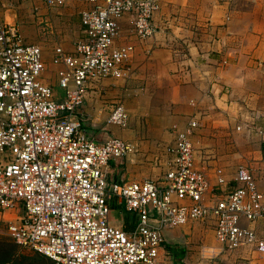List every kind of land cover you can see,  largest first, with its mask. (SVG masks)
Here are the masks:
<instances>
[{
  "label": "built area",
  "instance_id": "2783aa9c",
  "mask_svg": "<svg viewBox=\"0 0 264 264\" xmlns=\"http://www.w3.org/2000/svg\"><path fill=\"white\" fill-rule=\"evenodd\" d=\"M40 1L89 7L81 12L73 51L54 49L62 93L42 80V48L28 43L17 23L0 20V153L7 159L0 164V221L10 238L55 264H161L166 229L212 220L219 252L250 248L264 254V237L256 228L264 220V192L245 165L236 171L234 188L218 193L210 186L196 164L193 137L201 127L196 116L175 131L167 170L144 181L109 180V161L126 157L133 146L116 136L94 140L78 118L89 85L125 77L136 42L157 31L158 0ZM125 15L132 18L134 40L120 45L118 20ZM107 122L128 126L122 103ZM227 183L219 173L217 185ZM114 198L137 215L132 232L111 224ZM206 252L215 257V248L202 244L201 256Z\"/></svg>",
  "mask_w": 264,
  "mask_h": 264
},
{
  "label": "crops",
  "instance_id": "0c3cea01",
  "mask_svg": "<svg viewBox=\"0 0 264 264\" xmlns=\"http://www.w3.org/2000/svg\"><path fill=\"white\" fill-rule=\"evenodd\" d=\"M158 2L153 18L157 31L147 40L136 42L126 76L92 82L79 109L78 118L94 140L102 142L116 136L133 146L126 157L109 161L108 179L144 181L161 177L168 168L167 148L173 143L175 131L196 116L201 123L196 131L203 133V168L196 164L206 173L210 186L220 193L236 185V172L224 176L227 184L217 185L214 167L218 160L207 155L213 140L224 139L233 131L255 140V159H247L259 190L264 192V0ZM21 4L26 6L23 15ZM88 7L81 2L49 7L40 0H0V20L19 25L20 14L28 22L23 26L25 35L20 30L28 43L42 48L46 63L42 80L58 93H62L57 81L61 65L53 61L54 49L73 51L81 35V12ZM118 24L121 32L116 42L123 45L133 41L132 18L125 15ZM50 43L58 45L46 52L43 47ZM51 71L54 83L49 80ZM119 102L129 115L126 128L107 122ZM238 125L242 130H236ZM239 150H245L247 156L252 154V146ZM6 160L0 153V164ZM20 210L15 212L20 214ZM109 220L128 232L137 225V215L116 198L111 202ZM196 225H202L203 232ZM256 228L264 237V220ZM182 230L194 238L203 235V242L195 246L197 259L203 264H217L219 258L232 253L238 257V264H264V254L250 248L219 252L212 220L166 229L162 257L171 254L173 260L186 261L180 251L167 246V236ZM202 244L215 248V257L207 252L202 257ZM173 260L167 264H175Z\"/></svg>",
  "mask_w": 264,
  "mask_h": 264
},
{
  "label": "rangeland",
  "instance_id": "374dc122",
  "mask_svg": "<svg viewBox=\"0 0 264 264\" xmlns=\"http://www.w3.org/2000/svg\"><path fill=\"white\" fill-rule=\"evenodd\" d=\"M26 9V6L24 4L20 5L19 11H21V14L23 15L22 11ZM20 28L23 32V26L25 23H28L27 21H24L20 14H18L17 18ZM38 26H40V23H38ZM40 28V27H39ZM24 34V32H23ZM25 35V34H24ZM30 39V36H28ZM58 44L50 43L47 45V47H43L44 50H51ZM49 75L51 76V80L53 83L55 82L54 78V71H51V74L49 72ZM251 136H248L246 134H240V133H233V131H230L228 134L225 135L224 139H218L213 140L210 146H208V149L211 151L207 152V155L210 156L212 159H217L218 163L216 162L215 171L216 173H220L224 176L231 177L233 174H235L236 169L241 166H249V162L247 158H249L251 161L255 159V156L253 155L254 150L256 149L255 140H252V138H248ZM221 142V143H220ZM193 144L195 149V156H196V162L199 166L203 168V133H201L199 130L195 132L193 137ZM252 146L251 153L248 156L245 155V150L243 152H240V147H250ZM260 148V145L258 146ZM249 168H251L249 166ZM20 212L22 213V208H20ZM203 225V224H202ZM202 225H196L199 226L203 232V226ZM193 230V228H192ZM197 230V229H196ZM186 230L176 231L173 233V236H167V246L170 250L180 251V254L183 255L184 259L186 261H180L173 258L174 256H171L169 254H164V256L161 258L160 263L161 264H167L168 262H171V260L175 261V264H203L200 260L197 258V251H196V244H199L203 242V235L199 238H194L193 234H186ZM211 234V232H209ZM212 235V234H211ZM191 238V239H190ZM191 240V241H190ZM233 253L228 256H222L217 261V264H238L239 260H236L238 257H233ZM235 260V261H234ZM0 264H55L54 261L47 256L41 254L40 252L31 250L29 248L21 247L18 244H16L8 235L7 230L5 229L4 223H0ZM208 264V263H207Z\"/></svg>",
  "mask_w": 264,
  "mask_h": 264
}]
</instances>
